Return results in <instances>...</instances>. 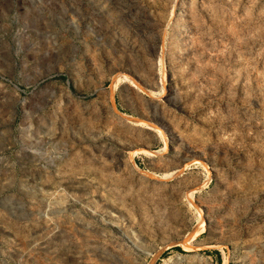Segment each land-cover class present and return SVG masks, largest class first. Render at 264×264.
I'll list each match as a JSON object with an SVG mask.
<instances>
[{
    "label": "rangeland",
    "instance_id": "1",
    "mask_svg": "<svg viewBox=\"0 0 264 264\" xmlns=\"http://www.w3.org/2000/svg\"><path fill=\"white\" fill-rule=\"evenodd\" d=\"M0 264H264V0H0Z\"/></svg>",
    "mask_w": 264,
    "mask_h": 264
},
{
    "label": "trees",
    "instance_id": "2",
    "mask_svg": "<svg viewBox=\"0 0 264 264\" xmlns=\"http://www.w3.org/2000/svg\"><path fill=\"white\" fill-rule=\"evenodd\" d=\"M176 249H177L178 251H181V252L183 251L179 246H176ZM210 252H211V251H210ZM213 252L216 253V254L218 255V251L214 250ZM213 252H211V253H213ZM165 253H166V252H165ZM165 253H164V254H165Z\"/></svg>",
    "mask_w": 264,
    "mask_h": 264
},
{
    "label": "water",
    "instance_id": "3",
    "mask_svg": "<svg viewBox=\"0 0 264 264\" xmlns=\"http://www.w3.org/2000/svg\"><path fill=\"white\" fill-rule=\"evenodd\" d=\"M186 240L182 241V242H185Z\"/></svg>",
    "mask_w": 264,
    "mask_h": 264
},
{
    "label": "bare ground",
    "instance_id": "4",
    "mask_svg": "<svg viewBox=\"0 0 264 264\" xmlns=\"http://www.w3.org/2000/svg\"><path fill=\"white\" fill-rule=\"evenodd\" d=\"M165 91V90H164ZM164 94V93H163Z\"/></svg>",
    "mask_w": 264,
    "mask_h": 264
},
{
    "label": "crops",
    "instance_id": "5",
    "mask_svg": "<svg viewBox=\"0 0 264 264\" xmlns=\"http://www.w3.org/2000/svg\"><path fill=\"white\" fill-rule=\"evenodd\" d=\"M197 239V238H196Z\"/></svg>",
    "mask_w": 264,
    "mask_h": 264
}]
</instances>
